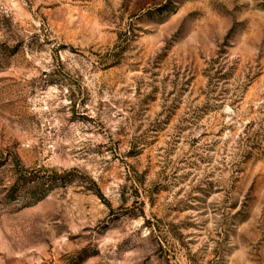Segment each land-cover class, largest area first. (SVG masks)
I'll return each instance as SVG.
<instances>
[{"label":"rangeland","instance_id":"1","mask_svg":"<svg viewBox=\"0 0 264 264\" xmlns=\"http://www.w3.org/2000/svg\"><path fill=\"white\" fill-rule=\"evenodd\" d=\"M0 264H264V0H0Z\"/></svg>","mask_w":264,"mask_h":264},{"label":"trees","instance_id":"2","mask_svg":"<svg viewBox=\"0 0 264 264\" xmlns=\"http://www.w3.org/2000/svg\"><path fill=\"white\" fill-rule=\"evenodd\" d=\"M66 178L67 175L58 173H52L49 175H42L40 173L21 174L18 177V180L14 183L13 192L15 194L18 193L21 190L19 186H23V188H26L27 190H34L33 196L36 197L41 195L46 185L53 187L54 185L63 182Z\"/></svg>","mask_w":264,"mask_h":264}]
</instances>
